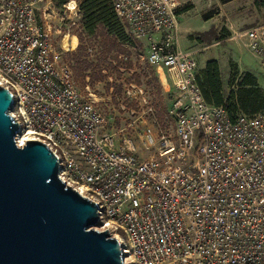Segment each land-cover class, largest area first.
<instances>
[{"label": "built area", "instance_id": "1", "mask_svg": "<svg viewBox=\"0 0 264 264\" xmlns=\"http://www.w3.org/2000/svg\"><path fill=\"white\" fill-rule=\"evenodd\" d=\"M81 1L0 0V87L17 145L56 156L59 179L95 203V229L118 240L123 264H264V112L204 101L198 51L180 45L179 0H107L130 42H143L171 122L162 128L129 97L128 126L116 128L62 60ZM232 38L264 71V25Z\"/></svg>", "mask_w": 264, "mask_h": 264}, {"label": "water", "instance_id": "2", "mask_svg": "<svg viewBox=\"0 0 264 264\" xmlns=\"http://www.w3.org/2000/svg\"><path fill=\"white\" fill-rule=\"evenodd\" d=\"M11 107L0 87V264H123L118 240L95 229V203L59 179L56 156L17 145Z\"/></svg>", "mask_w": 264, "mask_h": 264}, {"label": "rangeland", "instance_id": "3", "mask_svg": "<svg viewBox=\"0 0 264 264\" xmlns=\"http://www.w3.org/2000/svg\"><path fill=\"white\" fill-rule=\"evenodd\" d=\"M179 1L180 45L183 50L198 51L196 58L200 70L208 61H217L226 93L235 89V83L229 85L233 74H237V81L241 75L251 73L264 87L263 70L232 38L234 33L264 25V9L257 4L261 0ZM79 22L75 20L69 30L76 37L72 39L73 50L69 46V50L62 53V60L69 65L76 87L90 93L103 113L114 117L116 128L128 126L125 110L129 109L128 98L139 97L144 109L152 110L161 127L171 130L166 112L169 102L166 87L155 69L140 57V44H120L111 36L103 37L102 32L86 37ZM62 42L60 35L55 42L56 50ZM80 44L85 55L83 59L91 65L83 74L74 69L80 66L70 58ZM127 129L137 139L132 128Z\"/></svg>", "mask_w": 264, "mask_h": 264}, {"label": "trees", "instance_id": "4", "mask_svg": "<svg viewBox=\"0 0 264 264\" xmlns=\"http://www.w3.org/2000/svg\"><path fill=\"white\" fill-rule=\"evenodd\" d=\"M60 6L64 0H54ZM264 9V0L257 3ZM80 22L86 37L95 36L102 32L104 36L113 37L120 44L130 43L122 23L113 13L107 0H82L79 5ZM83 47L79 45L77 52L70 55L74 59L79 74L86 72L91 65L84 60ZM237 74H233L229 85L235 89L226 93L221 80L219 64L215 60L208 61L199 71L197 81L206 103L215 106L223 105L233 113L245 115L264 111V91L260 88L257 78L251 73H245L236 81Z\"/></svg>", "mask_w": 264, "mask_h": 264}, {"label": "crops", "instance_id": "5", "mask_svg": "<svg viewBox=\"0 0 264 264\" xmlns=\"http://www.w3.org/2000/svg\"><path fill=\"white\" fill-rule=\"evenodd\" d=\"M140 45H141V43H139ZM198 53V52H197ZM197 53H196V55H197ZM196 55H195V59H196V61H197V58H196ZM197 65H198V61H197ZM199 71H200V68H199V65H198V73H199ZM263 73H264V71H262ZM198 73H197V75H198ZM197 83H198V81H197ZM199 86V85H198ZM260 86V88L264 91V87H262L261 85H259ZM223 87H224V85H223ZM200 89V88H199ZM202 94V93H201ZM203 97V96H202ZM264 112V111H263Z\"/></svg>", "mask_w": 264, "mask_h": 264}]
</instances>
